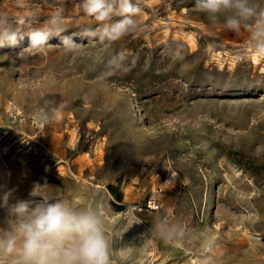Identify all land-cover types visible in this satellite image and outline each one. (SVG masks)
<instances>
[{"label": "rangeland", "instance_id": "1", "mask_svg": "<svg viewBox=\"0 0 264 264\" xmlns=\"http://www.w3.org/2000/svg\"><path fill=\"white\" fill-rule=\"evenodd\" d=\"M80 3L31 0L41 21L63 8L79 54L50 37L10 63L27 32L0 47V183L19 200L47 183L106 213L114 264H264V59L247 31L210 26L194 0H140L141 32L102 54L123 51L127 70L105 76ZM0 12L20 14L11 0ZM164 214L170 244L145 237Z\"/></svg>", "mask_w": 264, "mask_h": 264}, {"label": "clouds", "instance_id": "2", "mask_svg": "<svg viewBox=\"0 0 264 264\" xmlns=\"http://www.w3.org/2000/svg\"><path fill=\"white\" fill-rule=\"evenodd\" d=\"M11 3L20 14L0 12V47L15 45L25 32L31 42L14 55H3L10 63L26 60L28 55L50 46V37L60 38L61 45L74 54L84 48V44L64 35L69 21L62 7H54L41 21L31 0ZM80 10L96 22V27L81 33L95 42L94 51L89 53L92 63L105 64V76L126 71L123 51H112L107 57L102 54L120 40L141 32L140 0H81ZM192 10L212 27L222 26L234 33L247 31L246 53L264 59V0H194ZM175 55L179 57L180 52ZM58 111L41 110L37 118L51 123ZM15 194V187L0 183V264H114L106 213L95 206L73 207L61 189L54 190L47 183H33L29 195L38 200H19ZM145 237L170 244L168 215H160Z\"/></svg>", "mask_w": 264, "mask_h": 264}, {"label": "built area", "instance_id": "3", "mask_svg": "<svg viewBox=\"0 0 264 264\" xmlns=\"http://www.w3.org/2000/svg\"><path fill=\"white\" fill-rule=\"evenodd\" d=\"M150 206H151L152 208H158V207H159V205L156 204L155 200L152 201V204H150Z\"/></svg>", "mask_w": 264, "mask_h": 264}]
</instances>
